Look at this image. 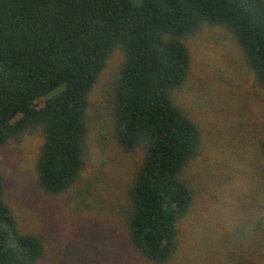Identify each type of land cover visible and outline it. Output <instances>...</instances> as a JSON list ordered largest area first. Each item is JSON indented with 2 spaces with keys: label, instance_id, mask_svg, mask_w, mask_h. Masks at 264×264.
<instances>
[{
  "label": "trees",
  "instance_id": "1",
  "mask_svg": "<svg viewBox=\"0 0 264 264\" xmlns=\"http://www.w3.org/2000/svg\"><path fill=\"white\" fill-rule=\"evenodd\" d=\"M205 25L233 34L264 86V0H0V148L40 133L37 184L46 193L77 183L91 92L123 51L115 137L126 152H145L129 191V240L158 263L173 256L178 222L193 202L181 172L201 132L173 94L190 73L186 41ZM4 191L0 172V264H37L43 242L20 233Z\"/></svg>",
  "mask_w": 264,
  "mask_h": 264
},
{
  "label": "rangeland",
  "instance_id": "2",
  "mask_svg": "<svg viewBox=\"0 0 264 264\" xmlns=\"http://www.w3.org/2000/svg\"><path fill=\"white\" fill-rule=\"evenodd\" d=\"M186 45L190 73L173 96L201 144L181 172L193 202L173 256L155 262L129 240V191L145 152H126L115 137L113 82L124 61L117 50L90 95L85 167L72 188H39L40 133L0 148L18 229L44 245L37 264H264V86L228 29L205 25Z\"/></svg>",
  "mask_w": 264,
  "mask_h": 264
}]
</instances>
